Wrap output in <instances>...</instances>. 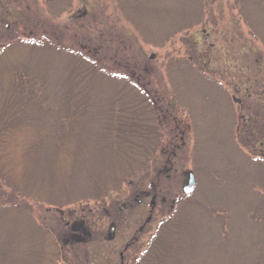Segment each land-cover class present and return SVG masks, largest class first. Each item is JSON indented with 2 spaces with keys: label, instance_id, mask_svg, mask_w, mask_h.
<instances>
[{
  "label": "rangeland",
  "instance_id": "rangeland-1",
  "mask_svg": "<svg viewBox=\"0 0 264 264\" xmlns=\"http://www.w3.org/2000/svg\"><path fill=\"white\" fill-rule=\"evenodd\" d=\"M127 1L25 0L22 7L14 6L23 8L22 18L13 5L6 7L10 0H0V31L2 20H12L24 25L22 31L41 34L48 26L59 37L76 40L77 35L78 44L86 45L79 35L81 24L91 34L101 31L99 38L112 35L116 43L129 45V57L142 55L146 70L134 73L149 79L156 101L160 99L155 104L162 115L168 113L159 118L162 140L155 163L137 179L129 178L131 184L127 178L100 199L61 210L48 208L52 202L34 195L27 200L33 216L65 246L66 258L56 264H133L179 200L189 199L195 215L193 236L186 242L196 253L190 264H249L259 239L254 226L258 215L249 212V204L264 194L244 160L264 154L260 144L249 150L252 130H264V96L257 95L264 92V65L252 54L261 44L239 22L235 0H161L182 14L150 22L129 20L122 5ZM159 1L147 0L150 5ZM257 173L264 182V170ZM189 174L195 187L185 194ZM73 227L78 235L88 232V239L72 244Z\"/></svg>",
  "mask_w": 264,
  "mask_h": 264
},
{
  "label": "trees",
  "instance_id": "trees-1",
  "mask_svg": "<svg viewBox=\"0 0 264 264\" xmlns=\"http://www.w3.org/2000/svg\"><path fill=\"white\" fill-rule=\"evenodd\" d=\"M23 1L10 0L6 7L13 5L23 18V8L14 7H22ZM235 2L239 22L261 44L252 54L263 66L264 0ZM122 5L128 19L135 21L173 20L182 14L161 0L151 5L129 0ZM2 25L0 37L6 39H0V264H56L65 260V246L34 218L28 197L35 195L52 202L48 208L61 210L100 199L127 178L137 179L157 159L163 124L159 118L168 113L162 115L155 104L160 99L156 101L149 79L135 74L146 73L143 56L129 57V45L116 43L114 36L99 38L101 31L91 34L80 24L84 45L78 44L77 35L76 40L59 37L48 26L39 34L22 31L24 25L12 20H2ZM113 67L120 74L113 73ZM249 126L244 129L250 132ZM252 131L249 150L264 146V130ZM244 160L253 165V184L264 189L263 178L255 174L264 170V154ZM193 206L189 199L179 200L133 264L193 262L195 249L186 242L193 236ZM250 211L258 215L254 226L259 239L248 263L264 264V194L249 204Z\"/></svg>",
  "mask_w": 264,
  "mask_h": 264
},
{
  "label": "flooded vegetation",
  "instance_id": "flooded-vegetation-1",
  "mask_svg": "<svg viewBox=\"0 0 264 264\" xmlns=\"http://www.w3.org/2000/svg\"><path fill=\"white\" fill-rule=\"evenodd\" d=\"M138 202H140V201H138ZM127 208L128 207H131V205L130 204H128L127 206H126ZM61 213V212H60ZM66 224H68V223H66ZM82 228L85 230V231H88L87 229L89 228L88 226H86V223H82ZM73 235H75L74 236V238L72 239V244H74V243H78V242H85L88 238H87V236H89V233L88 232H85L84 231V233L83 232H81V235H78V232H79V229L78 228H76V227H73ZM112 231H114V227H112ZM64 244H69V243H67V242H65ZM121 259H123V256H121ZM125 262V261H124ZM124 262H123V260H121V264H124ZM125 264H127V262H125Z\"/></svg>",
  "mask_w": 264,
  "mask_h": 264
},
{
  "label": "water",
  "instance_id": "water-1",
  "mask_svg": "<svg viewBox=\"0 0 264 264\" xmlns=\"http://www.w3.org/2000/svg\"><path fill=\"white\" fill-rule=\"evenodd\" d=\"M194 187H195V179H194V176L192 174H189L188 184L183 187V192L185 194H189V193H191V191H193V188Z\"/></svg>",
  "mask_w": 264,
  "mask_h": 264
}]
</instances>
